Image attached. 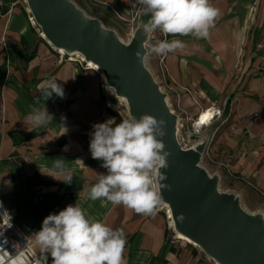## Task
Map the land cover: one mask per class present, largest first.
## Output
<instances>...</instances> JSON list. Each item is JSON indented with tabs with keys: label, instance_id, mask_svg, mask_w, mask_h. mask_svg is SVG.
Masks as SVG:
<instances>
[{
	"label": "crops",
	"instance_id": "0c3cea01",
	"mask_svg": "<svg viewBox=\"0 0 264 264\" xmlns=\"http://www.w3.org/2000/svg\"><path fill=\"white\" fill-rule=\"evenodd\" d=\"M76 1L88 3L98 16L105 9L112 18L103 19L106 25L128 29V37L148 19L137 15L134 0ZM211 3L219 14L208 37L169 36L183 40L185 48L163 57L151 54L150 68L160 84L170 85L173 113L183 123L207 110L220 112L206 128L213 127L215 135L203 161L264 198V0ZM163 38L156 32L151 44ZM88 69L64 63L37 36L23 0H0V198L10 218L40 253L32 235L44 218L78 204L91 218L123 230L126 264H199L198 253L191 256L184 250L188 245L172 241L159 209L146 216L89 199L88 189L106 172L91 157L89 134L94 124L118 119L107 112L101 78ZM49 79L63 87L64 98L53 94L45 100L40 86ZM45 106L51 121L43 127L29 123L32 110ZM63 173L71 174L70 184L61 181ZM37 192L42 201L33 205Z\"/></svg>",
	"mask_w": 264,
	"mask_h": 264
},
{
	"label": "water",
	"instance_id": "95a60500",
	"mask_svg": "<svg viewBox=\"0 0 264 264\" xmlns=\"http://www.w3.org/2000/svg\"><path fill=\"white\" fill-rule=\"evenodd\" d=\"M35 24L50 46L66 54L78 53L92 62L118 99H124L130 118L151 114L164 122L169 167L162 169L166 185L163 204L170 209L175 233L193 242L217 264H264V215L249 214L234 193L219 190V176L201 166L210 137L183 150L178 141L179 118L168 107L164 94L146 64L136 57L150 38L140 20L129 40L105 28L72 0H24Z\"/></svg>",
	"mask_w": 264,
	"mask_h": 264
},
{
	"label": "clouds",
	"instance_id": "9594fccd",
	"mask_svg": "<svg viewBox=\"0 0 264 264\" xmlns=\"http://www.w3.org/2000/svg\"><path fill=\"white\" fill-rule=\"evenodd\" d=\"M132 6L138 9L137 15L148 17L142 23L146 37L156 32L164 37L144 45L147 53H135L142 64L149 63L151 54L163 57L185 48L183 40H169V36L207 38L219 14L211 0H134ZM40 87L45 100L53 94L64 98L63 87L54 79L44 81ZM52 118L46 106L34 108L27 117L35 127L46 126ZM93 128L89 151L106 172L99 174L88 189L89 199L99 200L102 205H123L136 214L155 215L163 203L161 189L166 187L162 183L166 175L161 170L169 167V153L161 139L165 135L164 122L145 113L119 123L109 119ZM56 167L61 165L57 163ZM63 174L61 181L70 184L71 174ZM32 236L42 254V262L37 260L36 264H48L49 256L51 264H126L127 238L123 230L91 218L78 204L49 214Z\"/></svg>",
	"mask_w": 264,
	"mask_h": 264
},
{
	"label": "rangeland",
	"instance_id": "374dc122",
	"mask_svg": "<svg viewBox=\"0 0 264 264\" xmlns=\"http://www.w3.org/2000/svg\"><path fill=\"white\" fill-rule=\"evenodd\" d=\"M24 1V0H23ZM79 8H81L85 14L91 18H95V19H98L100 20L103 25L105 26V28H113V29H116L118 31V34L121 38L122 41L124 42H127L130 38V36L128 37V29H119L118 27H114V26H108L106 25L105 21L103 20L104 18H107V19H111L108 15V13H106L107 11L103 8H100V15L103 16V17H100V15H95L94 13V10L91 9L90 5L87 3H85V1H83V4L85 7H83L82 5H80L78 3V1L76 0H72ZM25 3V1H24ZM25 6H26V9L28 11V16H29V21L30 23H32L35 27V31L37 33V36H42V32L41 30L39 29V27L35 24L34 20H33V17L25 3ZM133 33V32H132ZM131 33V34H132ZM151 39V38H150ZM46 41V40H45ZM151 41L148 43V45L151 44ZM49 45V44H48ZM50 46V45H49ZM50 48L52 49V51L64 62V63H70L72 64L74 67L78 68V69H88V67L86 66L87 64L85 62H80L78 59H75L74 58V55L73 54H59L57 50H55L52 46H50ZM74 59V60H72ZM147 68L151 71L154 79L156 80V82L158 83L159 85V81L156 79V75L155 73L152 72L150 66H152V58L150 56V60H149V63L146 64ZM90 71H92L93 73H96L98 75V77L100 78V75L93 71L92 69H88ZM102 86L104 87L107 95L108 96V102L106 101L105 105L107 106V112L111 115H114L117 119H118V123L122 120V119H129L130 118V115H129V111H128V106L127 104L124 102V101H121L120 99H118L114 93L107 87V85L105 84L104 81H102ZM161 85H159L160 87ZM162 87V86H161ZM163 92V89L161 90ZM166 94L168 97H167V100H168V103H169V106H170V109L171 111L172 110V105L170 103V93L169 91H167V93H164ZM175 114V113H174ZM178 116V115H177ZM179 120H182L181 117H179ZM197 118H193V119H190L188 120L189 122L187 123H184L185 125L187 126H190V124H192L193 121H195ZM181 122H179L180 124ZM190 129V128H189ZM191 132V130H189ZM188 131L186 130H180V132L177 134V136L179 137V140L182 141V146L184 148L189 149L190 147H192L193 145H195L198 141H202L204 139L205 136L209 135L210 137V143L212 142V139H213V136L215 135V130L213 129V127H211L210 129H203L199 135H195V134H192V135H188L187 134ZM195 133V132H194ZM190 138H197L198 141H196L195 139L191 140ZM209 143V145H210ZM209 148V146H208ZM207 148V150H208ZM207 150L204 154V156H207ZM60 156L62 157H67L66 154L64 153H61ZM64 160H67L66 163H69V164H72L74 163V160L72 158H68V159H64ZM201 166L208 172V174L212 177L213 175H218L219 176V190L223 193H234L236 194L239 198H240V202H241V206L243 207V209L248 212L249 214H253V215H256V214H262L264 215V198L260 197L259 195H253L254 193H250V190H249V187H247L246 185H244L243 181L241 179H239V177H237L236 179H231L230 177H228L226 171H222V170H218L216 169L215 165L211 164V162L209 163L208 161H202L201 163ZM252 195L250 196L249 195ZM36 198V194L33 198V200ZM31 201V204H38L40 203L41 201H37V202H34V201ZM164 204L162 203L157 209H159L161 211V213H163V216L165 217V219L168 217L167 215V210L166 208L163 206ZM168 220V219H166ZM169 223V221H167ZM171 231V239L173 241V238L175 237V231L173 229L170 230ZM170 239V240H171ZM178 241L182 242L183 244L185 245H188L184 250L186 252L189 253V255L191 256H194L195 254L193 253V251H195L196 253H198L200 255V263L199 264H214V262L209 259L208 257H206L204 255V253L200 250V249H197L195 247H193L192 245H190L189 243L183 241V240H179L177 239ZM194 248V250H193ZM182 252V250H181ZM195 257V256H194Z\"/></svg>",
	"mask_w": 264,
	"mask_h": 264
},
{
	"label": "built area",
	"instance_id": "2783aa9c",
	"mask_svg": "<svg viewBox=\"0 0 264 264\" xmlns=\"http://www.w3.org/2000/svg\"><path fill=\"white\" fill-rule=\"evenodd\" d=\"M162 60L163 58L160 59V63H162ZM162 82L163 84L159 83V85L162 86H160V90L163 89V93L171 91V87L168 83H166V80H163ZM199 117L195 121H193L190 126L185 125L182 120H179V122L181 123L178 124V133L180 132V130H186L188 131V135H199V133L203 129L211 126L215 118H220L221 114L220 112H217L216 114L212 113V117L207 123H205L203 126H196L195 128L194 126ZM189 130H191V132ZM177 141L180 147L183 150H186V148L182 146V141L179 140L178 136ZM33 201H42L41 193L37 192L36 198ZM37 260H41L42 262V254L37 253L31 248L28 243L27 237L13 223L12 219L9 216L8 209H6L4 203L0 198V264H36ZM48 264H51L50 256L48 258Z\"/></svg>",
	"mask_w": 264,
	"mask_h": 264
},
{
	"label": "bare ground",
	"instance_id": "6f19581e",
	"mask_svg": "<svg viewBox=\"0 0 264 264\" xmlns=\"http://www.w3.org/2000/svg\"><path fill=\"white\" fill-rule=\"evenodd\" d=\"M42 38L46 40V38L44 37V35H42ZM46 42L49 43L47 40H46ZM49 44H50V43H49ZM57 51H58L59 54H64V53H65L64 50H62V49H59V50H57ZM74 58H75V59H78L80 62H85L84 58H83L81 55H79L78 53H75V54H74ZM72 60H74V59H72ZM86 64H87L86 66H87L88 68H90V69L96 71V72L100 75L101 80L104 81V76H103L102 72L100 71V69H98V67H97L95 64H93L92 62H87ZM97 69H98V70H97ZM120 100L125 102V100H124L123 98L120 99ZM166 102H167L168 107L170 108L167 99H166ZM206 115L208 116L207 121L204 122V123H201V119H202V117H204V116H206ZM211 117H212V111H211V110H207V111L202 112V113L200 114L199 119L196 121V124H195L194 127L196 128V126L198 127V126H200V125L203 126L205 123H207V122L211 119ZM163 206H164V207L166 208V210H167V215H168L167 219H168V221H169V227H170V229H173V228H174V223H173V219H172V215H171L170 209H169V207H168L167 205H165V204H164ZM175 238H177V239H179V240H183V241L189 243L190 245H192L193 247L199 249V247H197V245H195V244H194L193 242H191L188 238L184 237L183 235H181V234H179V233H175ZM214 264H217V263L214 262Z\"/></svg>",
	"mask_w": 264,
	"mask_h": 264
},
{
	"label": "snow or ice",
	"instance_id": "6c2138e0",
	"mask_svg": "<svg viewBox=\"0 0 264 264\" xmlns=\"http://www.w3.org/2000/svg\"><path fill=\"white\" fill-rule=\"evenodd\" d=\"M207 119H208V116L206 115V116H204V117H202V119H201V123H204V122H206L207 121Z\"/></svg>",
	"mask_w": 264,
	"mask_h": 264
}]
</instances>
